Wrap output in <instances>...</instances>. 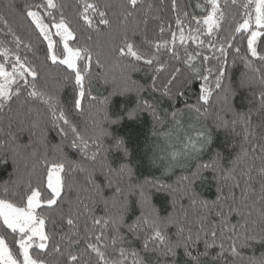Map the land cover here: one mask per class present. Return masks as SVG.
Segmentation results:
<instances>
[{
  "label": "snow or ice",
  "instance_id": "obj_1",
  "mask_svg": "<svg viewBox=\"0 0 264 264\" xmlns=\"http://www.w3.org/2000/svg\"><path fill=\"white\" fill-rule=\"evenodd\" d=\"M139 3L140 0H126L120 5L124 9L123 19L120 21L121 29L118 34L110 32V39L115 43L112 44L108 54L117 63L123 62V67L131 71H139L137 65L141 61L144 66L152 68L154 74L151 76V91L148 98L140 100L135 108L126 109L124 113H110L108 99L101 101L100 112L108 127L98 124L95 119L81 127L70 119L69 109L61 103L57 95L38 88L36 81L40 78L39 69L28 60L26 55L20 53L21 45L25 49H31L32 45L25 44L9 20L0 14V25L7 29L5 35H11L13 39L11 48L4 47L3 42L0 41V112L6 107L12 112L11 103L25 96L19 104V109L25 111L17 110L15 116H30L36 112L37 118L31 120L30 127L37 128L41 122L39 110L31 107L28 102L32 99L42 101L53 127L61 137L62 145L66 144L68 148L75 149L79 153L78 159H70L62 146H55L58 155L49 159L45 152L39 156V162L44 165L43 172L36 175L35 181L30 176L24 183L23 191H20V184L16 181H10L4 186L3 194H0V228L3 229L0 233V264H47L43 254L50 245L53 246L54 251L62 252L61 244L54 241V233L47 230L50 218L45 213L62 207L61 201H64L65 195L72 191L77 172L84 174L86 186L77 189L75 214L70 206L66 219L70 231L61 237V242L67 240L69 248L66 264H82L81 256L71 252L73 247L79 248L82 243L84 253L94 254L95 264H129V261L131 264H147L139 251H129L122 246L126 241L125 234L121 232L124 227L135 239H142L145 252L153 251L158 252L162 257H171L173 258L171 264H175L176 249L180 247L184 248L185 256L190 258V264H201V257L208 255V248L211 245L205 241V251L197 255H193L189 247L195 245L202 236L210 237L212 244L218 239L230 240L232 255L241 259L244 257L238 248H244L248 241L256 240L257 236L264 242V226L260 228L259 233L252 234L257 226V220L252 218L251 211L254 210L258 214L260 224L264 225V143L253 145L251 149L254 153L259 148L261 155L254 158L259 159V167L254 168L253 164L246 160L249 149L242 146L241 151L227 165L223 162L224 157L217 152L208 161L197 163L195 168L188 174L182 175L173 187L161 184L156 179H136L135 171L130 164L132 152L126 140L109 130L110 126L119 124L125 118L135 120L143 110L149 111L156 122L164 124L168 112L165 110L161 114L158 111V103L152 93L158 91L161 96L173 99L184 95L181 89L188 87L192 79H200L203 83L197 101L195 104L186 105V109L196 113L197 120L201 116L206 117L207 106L215 96L223 103L221 111L224 113V116L219 114L216 116L218 122L216 126L231 125L234 128L239 123L244 127V140L247 141L252 110L239 112L231 103L230 98L235 94V88L230 80L225 83L226 65L235 40L245 38V55L241 59L247 71L242 73L238 86L249 89L258 87V94L253 92V95L260 110H264V0H244V3L239 5L243 9L242 16L236 21L232 32L226 36L219 35L222 31L221 21L226 19L219 0H205L204 4L197 3L196 8L201 10L200 18L191 13H183L187 18V29L184 27L185 20L179 17L176 19L180 44H176L177 33L174 32L171 42L166 40L163 43H156L155 51H152L151 41L145 39L136 42L128 35L127 22L134 17V11L128 9L135 10ZM237 3L238 0H231L232 5ZM74 6L77 9V18L87 29L96 32H99L102 26L112 29V19L108 11L112 5L107 3L101 5L100 0L91 3L88 0H74ZM67 7V3L58 0H39L38 3H25L19 14L25 20H30L29 26L34 25L33 31L47 41L45 61L50 60L53 65L66 66L67 75L64 76V80L74 81L71 111L83 114L85 101L88 109H91L93 102L97 100L90 87L94 53L86 45L78 44L79 34L66 18ZM172 7L174 9L177 7L176 0H172ZM131 31L134 37L135 28ZM164 31V27H161L160 32L164 33ZM214 34L215 39H213ZM70 41L77 46H70ZM188 41L191 43H187ZM258 41H260V51H258ZM61 43L63 48L58 53L57 48ZM192 44L196 47L190 52L189 48ZM181 47L183 54L179 50ZM161 49L164 51L162 52ZM240 52L241 49L236 47L234 54L240 55ZM164 55H168L181 66L173 67L169 71L168 63L162 62L161 59ZM95 57V66L103 68L100 54L95 53ZM213 61L216 63L213 64ZM256 62L260 64L259 67L256 66ZM164 72H168V76L158 87L160 75ZM86 80L89 83L87 89ZM127 90L129 89H124ZM137 90L142 92L145 89L144 86L137 85ZM229 113L233 117L231 120L225 118ZM182 116L183 111L171 112V119L177 126H182L180 119ZM8 127L11 128V122ZM190 128L194 130L193 134L185 136L182 148L174 149L169 153L172 162L198 157L212 143L211 128L195 129V125H190ZM0 131L3 129L0 128ZM161 135L167 138L169 133L162 132ZM8 137L14 146L11 151L15 154L18 151L15 147L16 137L12 132L8 133ZM108 138L111 139L110 144L105 143ZM261 139L264 140V137ZM3 143L0 141V145ZM36 155L35 151L30 153L32 157ZM113 155L119 159L115 166L111 159ZM155 162L153 160V163ZM170 167H172L171 163L164 171L167 172ZM35 168L36 166L33 165V172ZM206 170H211L218 182L217 195L212 201L203 199L196 190V184L204 178L203 174ZM253 171L260 177L258 193L254 192L251 185L254 179ZM98 175L105 177L106 184L97 182ZM153 187L167 191L172 197L173 210L167 215H161L152 203L150 189ZM105 188L111 189L110 196L105 194ZM236 189H240V197H237ZM81 191L88 192V197L81 196ZM130 195L137 197L136 203L140 208V214L131 224H126ZM17 200L22 206H18ZM99 203L104 205L103 215L95 214L94 206ZM225 205L227 212L224 211ZM217 208L219 211L216 213V219L213 220L211 215ZM233 214L240 217L235 224L231 222ZM60 215L63 219L64 213L61 212ZM82 217L83 227H81ZM170 226L176 228L174 237L169 235ZM8 236L12 237L15 252L9 247ZM109 248L112 249V256L108 254ZM219 248L220 251L213 259L223 257L224 252L227 251L223 242L219 244ZM247 259L249 264H264V254ZM84 264H90V261H85ZM165 264H168V261H165Z\"/></svg>",
  "mask_w": 264,
  "mask_h": 264
},
{
  "label": "trees",
  "instance_id": "obj_2",
  "mask_svg": "<svg viewBox=\"0 0 264 264\" xmlns=\"http://www.w3.org/2000/svg\"><path fill=\"white\" fill-rule=\"evenodd\" d=\"M39 0H0V14H3L5 18L9 20V23L16 30L17 35L21 37L25 44H31V49H25L21 45L20 53L26 55L28 60L34 64L40 71V78L36 81L38 88L47 91L49 94H55L58 96L61 103L69 109V117L75 123L84 127L86 123L90 124L93 119L96 120L98 124H104L108 127L106 122L103 121V114L100 112L102 107L101 101L105 98L108 99V111L112 114L124 113L126 109L135 108L137 103L145 98L149 97L151 76L154 74L152 68L144 66L143 61L139 62L137 65L139 71H131L123 67V62L117 63L115 59L109 56L112 44L115 43L110 39L111 33H119L121 29L120 21L123 19L124 9L120 7L121 4L125 3L126 0H100L101 5L107 3L112 5L108 10L109 15L112 19V29L101 27L99 32L87 29L83 25L82 21L77 18V9L74 6V0H58V2H64L68 4L65 9L66 18L69 20L71 27L75 28L76 33L79 34L78 44L80 46L86 45L93 50V76L91 78V91L97 100L93 102L91 109H88L87 102L85 101V111L83 114L71 111L72 98L74 95V81L64 80V76L67 75L65 71L66 66L53 65L50 60L45 61V50L47 46V41L43 40L42 36H38L36 31H33L34 25L29 26L30 20H25L23 16L19 14L20 10L24 8L25 3L33 4L38 3ZM88 2H94V0H88ZM197 3L204 4L205 0H176L177 7L174 9L172 7V0H140L137 8L135 10L129 8L128 11H134V17L130 19L127 24L129 28L128 35L133 38L136 42L147 39L152 42V51H155L156 43H163L164 41L171 42L172 33H177L176 44H180L179 33L177 32L176 19L179 17L185 20L184 27L188 28L187 18L183 16V13H191L197 18L201 16V10L196 8ZM221 8L224 11L226 19L221 21L222 31H220V36L229 35L232 32L233 27L237 20L243 14V9L239 7L240 4L244 3V0H238L237 5H232L231 0H219ZM149 6H151L149 8ZM254 10V6H253ZM164 27V33L160 32V28ZM135 28V36H132L131 29ZM0 41L3 42L4 47H13V39L11 35H5L7 32L3 25H0ZM54 31V29H53ZM187 36V31L185 32ZM239 36V34H236ZM246 35V34H245ZM91 37V39H88ZM203 39V37H201ZM215 34L213 39H215ZM54 39H58L54 37ZM187 43H191L188 41ZM70 46L73 45L70 41ZM187 46V45H185ZM258 51H260V41L257 42ZM196 45L192 44L189 48L191 52ZM236 47L241 49L240 55H235L234 50ZM62 43L58 46L57 52L62 51ZM246 39L240 38L236 39L234 42L233 49L229 52L228 64L226 65V80L232 82L235 88V94L230 98L231 103L235 109L239 112H247L251 109V122L248 128V140H244V127L241 124H237L234 128L230 125L229 127H217L216 116L219 114L224 116L221 111L223 108V103L213 96L212 101L207 106L208 115L201 116L199 120L196 119L197 114L190 112L186 109V105L195 104L197 101V96L201 84L203 83L200 79H192L188 87L181 89L184 95L177 96L173 99L161 96L160 92L152 93V96L158 103V111L163 114L165 110L168 112V118L164 124L156 122L147 110L140 111L138 118L135 120H128L127 118L121 120L119 124L110 126L109 130L116 136L123 137L129 147L132 156L130 157V164L135 171V177L138 180L144 179H156L159 180L161 184L176 186L177 181L182 175L188 174L197 163L201 161H208L210 157L214 156L219 152L224 157V163L227 165L230 160H232L237 153L241 151V147L249 149V155L246 160L252 163L254 168L259 167V159H254L261 155L259 148L253 153L251 151L253 145H258L264 143L261 138L264 137V110H260V106L255 99L253 92L258 94L257 88H239V80L242 73L246 72L244 63L241 59L245 55ZM181 54H183V48L180 49ZM163 52L164 49H161ZM95 53L100 54L101 62L104 64L103 68L95 66ZM162 62H167L169 65V71L173 67L181 66L175 60H172L168 55L161 57ZM213 64L216 62L213 61ZM200 64V61H197ZM256 66L259 67L260 64L256 62ZM168 76V72H164L160 75L158 81V87L161 83L165 82ZM29 79H31L29 77ZM136 83L133 84L132 82ZM137 85L144 86V91H138ZM86 89L89 87V83L85 81ZM127 88L129 90L124 91ZM114 93V94H113ZM112 94V95H110ZM25 96H21L20 100H24ZM20 100H16L11 103L12 112L8 111L6 107L2 112H0V141L4 143L0 145V194H3L4 186L10 181H16L20 184V191L24 190V183L31 176L33 181L36 179L38 173L43 172L44 165L39 162V156L47 153L49 159L58 155L55 150V146H62L63 151L68 155L70 159H78L79 153L75 149L68 148L66 144L62 145L61 137L58 131L53 127L50 118L47 115V109L43 105V102L38 99L29 100V105L35 109L39 110L40 113V125L37 128H31L30 123L32 119L37 118V113L33 112L30 116H15L17 110L25 111L19 109ZM173 111H183V116L180 117L182 121V126L175 125V122L171 119V112ZM203 111V109H202ZM115 118V116H113ZM231 120L232 114L229 113L225 117ZM9 122H11V128L8 127ZM188 124L195 125V129H200L203 127L212 129V143L208 146L207 150H204L199 154L198 157L193 156L189 158H183L178 162H172L170 157H165L161 155L168 148L167 143L171 144L168 152L174 149H181L182 143L185 141V136L179 132V128H183ZM12 132L16 137L15 147L18 151L14 154L11 149L14 147L9 140L8 133ZM162 132L169 133V139L161 135ZM177 137L178 141H174L172 138ZM105 143L110 144L111 139H106ZM28 147L25 148L24 146ZM36 152V157L30 156V153ZM165 158V159H162ZM15 159V163H14ZM113 161V166L119 162L116 155L111 157ZM153 160L156 162L153 163ZM172 164L167 172L164 171L168 164ZM33 165L36 166L35 172H33ZM204 178L197 182L196 190L200 193L201 197L205 200L212 201L215 200L217 195L218 182L211 170H206L203 174ZM254 179L251 182L252 189L254 192H259L260 187V177L253 171ZM74 187L72 191L65 195L64 201H61L62 207L59 209L54 208L51 212L45 213L50 219L47 223V230L54 233V241L61 244L62 252H56L53 250V246L50 245L43 254L47 261V264H66V257L69 252L67 245V240L61 242V237L70 231L66 224L67 214L69 212V207L72 206L73 214H75V201L77 189L83 188L84 184V174L77 172L74 176ZM97 182L101 184H106L105 177L103 175L97 176ZM243 187V183L241 184ZM151 199L154 206L159 210L161 215H167L172 209V197L167 191L159 190L156 187L150 189ZM237 197H240V189H236ZM104 192L106 195H111V189L105 188ZM88 192L81 191V196L87 198ZM137 197L135 195L129 196V210L126 215V224H131L136 217L140 214V208L136 203ZM71 202V204H70ZM18 206L19 204L17 200ZM96 208V215H103V203H99L94 206ZM224 211L227 212V206H223ZM257 207L259 205L257 204ZM39 211V210H37ZM219 208L214 209L211 215L213 220L216 219V213H218ZM249 211V210H246ZM252 211V218L257 220V226L253 229L252 234L256 235L259 233L261 225L258 219V214ZM61 212L64 213V218H61ZM240 217L235 214L231 217V222L235 224ZM52 221L55 223L53 224ZM84 218H81V227H83ZM89 225L91 221H88ZM3 229L0 228V233ZM121 232L125 234L126 241L122 245L131 250H137L140 255L147 261V264H171L173 258L162 257L158 252L148 251L145 252L142 246V239H135L131 233L128 232L127 228L121 229ZM176 228L170 226L169 235L174 237ZM111 235V233H109ZM83 236V232H81ZM7 240L9 242V247L15 252V248L12 245V237L8 236ZM205 241L209 245L208 255L206 257H201V264H249L248 257H260L264 254V242L257 236L256 240H250L244 248H238L241 252L242 257H234L230 251V240L220 241L219 239L215 244H212L210 237H203L197 241L193 246L189 247L193 255L198 253H203L205 251ZM223 242L225 249L223 257L213 259L217 256L220 251L219 244ZM73 254H78L81 256V262L84 264L85 261H90V264H95L94 254L89 255L84 253V244L82 243L79 248L73 247L71 249ZM109 256H112V249H108ZM118 255V253H116ZM175 264H190V258L185 256L184 248L180 247L176 249ZM131 264V261H129Z\"/></svg>",
  "mask_w": 264,
  "mask_h": 264
},
{
  "label": "rangeland",
  "instance_id": "obj_3",
  "mask_svg": "<svg viewBox=\"0 0 264 264\" xmlns=\"http://www.w3.org/2000/svg\"><path fill=\"white\" fill-rule=\"evenodd\" d=\"M253 13H254V10H253ZM54 31H55V30H54ZM190 125H192V124H188V125H186V126L183 127V128H179V129H178L179 132H181L182 135H184V134H189V133H190V135H192L194 130H193L192 128H190ZM168 139H169V137H168L166 140H168ZM172 139L174 140L175 137H173ZM174 141H178V140H177V137H176V139H175ZM184 142H185V141H184ZM179 143H180V145L183 144L182 141H180ZM166 145H167L166 147H167L168 149L165 150L164 152H161V153H162L161 155H165V157H167V156L169 157V153H170V152H168V150L170 149V147H171L172 145H171V144H168V143H167ZM170 145H171V146H170ZM181 148H182V146H181Z\"/></svg>",
  "mask_w": 264,
  "mask_h": 264
}]
</instances>
